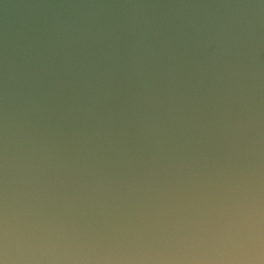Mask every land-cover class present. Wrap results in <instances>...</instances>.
<instances>
[{"label":"water","instance_id":"1","mask_svg":"<svg viewBox=\"0 0 264 264\" xmlns=\"http://www.w3.org/2000/svg\"><path fill=\"white\" fill-rule=\"evenodd\" d=\"M0 264H264V0H0Z\"/></svg>","mask_w":264,"mask_h":264}]
</instances>
